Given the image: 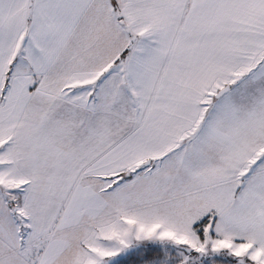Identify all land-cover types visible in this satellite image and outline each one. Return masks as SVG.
Wrapping results in <instances>:
<instances>
[{
  "label": "snow or ice",
  "instance_id": "obj_1",
  "mask_svg": "<svg viewBox=\"0 0 264 264\" xmlns=\"http://www.w3.org/2000/svg\"><path fill=\"white\" fill-rule=\"evenodd\" d=\"M0 264H264V0H0Z\"/></svg>",
  "mask_w": 264,
  "mask_h": 264
}]
</instances>
